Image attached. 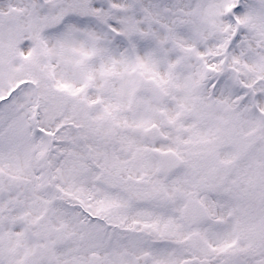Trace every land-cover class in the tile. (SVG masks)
Masks as SVG:
<instances>
[{
  "label": "snow or ice",
  "instance_id": "6c2138e0",
  "mask_svg": "<svg viewBox=\"0 0 264 264\" xmlns=\"http://www.w3.org/2000/svg\"><path fill=\"white\" fill-rule=\"evenodd\" d=\"M0 264H264V0H0Z\"/></svg>",
  "mask_w": 264,
  "mask_h": 264
}]
</instances>
